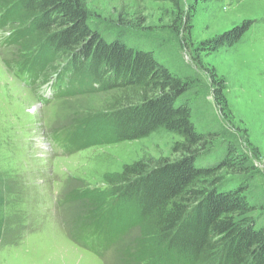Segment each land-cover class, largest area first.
Listing matches in <instances>:
<instances>
[{
  "label": "rangeland",
  "instance_id": "1",
  "mask_svg": "<svg viewBox=\"0 0 264 264\" xmlns=\"http://www.w3.org/2000/svg\"><path fill=\"white\" fill-rule=\"evenodd\" d=\"M84 1L90 24L103 37L153 51L171 71L191 81L185 99L199 129L221 131L218 146L233 143L244 155L251 167L237 182L264 210V0L200 3L191 34L195 46L244 20L253 22L236 44L212 52L184 48L186 33L166 13L168 3ZM18 26L12 23L5 35L18 32ZM5 35L0 31V264H130L126 254L137 251V234L131 230L110 237L108 246L97 244L95 237L85 241L82 236L93 230L95 219L88 200L79 195L106 187L115 173L136 160L155 165L172 158L180 137L160 129L141 139L99 142L106 132L99 116L112 108L118 93L93 92L81 84L79 92L70 90L41 103L39 89L52 96L49 82L14 76L12 61L25 58L19 46L4 43ZM214 74L224 84L225 106L216 103ZM60 76L68 78L67 71ZM88 120L82 128L93 143L80 147L67 133L74 127V135L79 133V125ZM65 137L75 148L70 150L68 143L63 152L53 140ZM91 242L96 251L88 248Z\"/></svg>",
  "mask_w": 264,
  "mask_h": 264
},
{
  "label": "trees",
  "instance_id": "2",
  "mask_svg": "<svg viewBox=\"0 0 264 264\" xmlns=\"http://www.w3.org/2000/svg\"><path fill=\"white\" fill-rule=\"evenodd\" d=\"M157 1L170 5L166 13L178 31L184 29V48L191 52L234 45L253 24L244 20L195 46L193 19L199 4L210 0ZM12 23L19 24L18 32L5 35ZM0 31L4 43L16 44L24 55L11 64L19 80L47 83L56 74L65 78L60 76L65 69L72 84L61 94L79 92L81 84L93 92L118 93L112 108L99 116L106 131L99 142L141 139L160 129L180 137L172 158L155 165L136 160L106 187L82 190L79 196L88 200L95 219L93 230L82 236L85 241L95 237L108 246L132 230L137 251L126 254L130 264H264L262 202H252L246 186L237 182L251 165L233 143L218 146L221 131L199 129L185 99L191 81L153 51L103 37L90 24L84 0H0ZM213 79L216 103L225 106L224 84L215 74ZM89 121L75 135V127L68 130L67 138L80 147L92 144L82 128ZM97 244L87 245L96 251Z\"/></svg>",
  "mask_w": 264,
  "mask_h": 264
},
{
  "label": "bare ground",
  "instance_id": "3",
  "mask_svg": "<svg viewBox=\"0 0 264 264\" xmlns=\"http://www.w3.org/2000/svg\"><path fill=\"white\" fill-rule=\"evenodd\" d=\"M88 248H90V246H88ZM90 249H92V248H90Z\"/></svg>",
  "mask_w": 264,
  "mask_h": 264
}]
</instances>
